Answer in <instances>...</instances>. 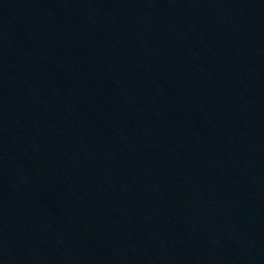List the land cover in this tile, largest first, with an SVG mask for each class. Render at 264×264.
<instances>
[{
	"label": "water",
	"instance_id": "obj_1",
	"mask_svg": "<svg viewBox=\"0 0 264 264\" xmlns=\"http://www.w3.org/2000/svg\"><path fill=\"white\" fill-rule=\"evenodd\" d=\"M0 264H264V0H0Z\"/></svg>",
	"mask_w": 264,
	"mask_h": 264
}]
</instances>
